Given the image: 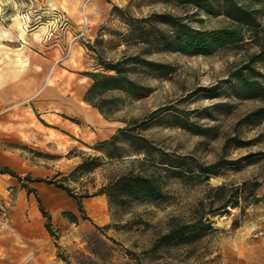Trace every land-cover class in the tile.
Returning a JSON list of instances; mask_svg holds the SVG:
<instances>
[{"label":"rangeland","instance_id":"obj_1","mask_svg":"<svg viewBox=\"0 0 264 264\" xmlns=\"http://www.w3.org/2000/svg\"><path fill=\"white\" fill-rule=\"evenodd\" d=\"M194 11L165 0H0V167L69 186L73 194L85 195L89 217L54 183L23 184L0 173V264H264V119L238 123L264 98H243L235 80L243 69L264 83V60L249 61L264 47V11L256 35L249 30L244 41L210 54L158 50L126 34L130 17H149L154 31L163 26L154 22L155 13L182 15L202 29L230 24L220 12ZM131 54L165 66H135L131 77L149 86V93L136 99L107 92L118 100L106 118L84 99L91 83L85 73L103 70L101 58ZM133 118L147 123L141 133L157 149L188 156L191 172L167 175L152 164L155 154L135 153L127 143L120 145L125 155L109 158V148L98 144ZM234 137L247 143L237 145ZM88 155L97 156L99 165L73 172ZM137 157L146 162L132 163ZM220 157L236 162L218 175L198 174L197 162ZM141 167L162 175L166 200L118 205L104 193L94 194L110 177ZM219 186L232 199L239 193V202L205 213L216 231L194 244L153 247L171 217L191 219L199 200L208 202ZM32 188L51 213L55 236L44 226ZM254 195L262 199L253 202Z\"/></svg>","mask_w":264,"mask_h":264},{"label":"trees","instance_id":"obj_2","mask_svg":"<svg viewBox=\"0 0 264 264\" xmlns=\"http://www.w3.org/2000/svg\"><path fill=\"white\" fill-rule=\"evenodd\" d=\"M174 2L176 4L192 5L195 11L192 14H197L203 11L207 14L220 12L224 14L229 20L230 24L221 27L210 29H202L190 25L183 20L182 15H175L171 13H155L153 14L154 22L161 23L154 31L151 29V21L149 17L139 18L130 17L127 19L128 32L130 40L141 42L150 48L153 47L158 50H171L187 53L191 55L196 54H210L219 47H224L231 44H237L246 39V33L252 30V35H256V29L259 25V14L264 11V0H165ZM250 34V33H249ZM248 37V36H247ZM251 37V36H249ZM264 60V47L258 52H254L250 56V63L255 60ZM100 66L103 67L101 71H87L85 74L91 78V83L87 87L84 99L92 106L96 107L104 117L109 116V110L115 106L118 100L117 96L108 95L107 92L119 90L124 92L131 98H141L146 96L150 87L137 81L131 77V70L137 65H142L148 69L161 70L163 63L146 59L139 54L126 55L115 60L99 61ZM246 64L245 67H248ZM235 80L239 86V94L243 98H264V83H262L254 74L243 73L240 69L236 73ZM157 110L152 114H157ZM264 119V103L256 108L246 112L238 120L240 124L256 123ZM136 119H130L126 125L118 128V130L109 138L98 144V146H107V156L109 158L121 157L125 155L120 149L121 143H127L130 149L135 153H144L145 155L155 154L158 158L155 164L166 170V174L170 176L181 177L187 172H191L192 161L186 155H171L166 151L159 150L155 145L141 133V129L146 128L147 123H136ZM209 129V128H207ZM206 130V129H205ZM200 132V131H198ZM237 145L246 144L247 141L234 137ZM227 139L224 142V148L229 144ZM132 163L143 165L145 159L139 157L131 160ZM236 162L234 159H225L223 157L211 163L197 162L196 168L198 174L204 176L218 175L220 169L227 164ZM99 165L98 157L88 155L82 157L80 163L75 167L73 172L90 171ZM160 168V169H161ZM0 173H9L22 181H43L47 183H54L57 187L64 189L69 195L76 200L77 209L81 216L88 219L83 205L82 197L85 195L73 194L69 186L58 183L50 177H31L30 175L21 177L19 173L10 169L7 166L0 167ZM161 174V173H160ZM164 182L162 175H158L155 171H146L142 167L137 171L134 168L110 177L109 180L102 185L96 193L106 194L108 200L112 204L123 205L129 201L135 200H166L167 192L164 189ZM224 186H219L217 189L219 193L209 195V201L206 197L199 200L195 207L193 217L191 219H180L171 217L168 220L166 229L157 237L153 247H171L180 245L194 244L209 232L216 231L217 228L212 226V221L205 213L211 214L214 210L225 208L228 209L236 206L239 202L238 194L233 193L234 199L230 194L223 193ZM34 190L35 188L29 189ZM36 199L39 210L45 218L44 226L50 235L55 236L54 226L52 223L51 213L43 204L39 194L36 192ZM261 196H253V202L261 200ZM218 200L216 207H211L213 202ZM207 205L208 211L204 208ZM71 218L76 221L77 216L71 211H63V216ZM56 238V237H55Z\"/></svg>","mask_w":264,"mask_h":264},{"label":"built area","instance_id":"obj_3","mask_svg":"<svg viewBox=\"0 0 264 264\" xmlns=\"http://www.w3.org/2000/svg\"><path fill=\"white\" fill-rule=\"evenodd\" d=\"M69 50H70V49H69ZM68 53H69V51H68ZM68 53H67V54H68Z\"/></svg>","mask_w":264,"mask_h":264}]
</instances>
